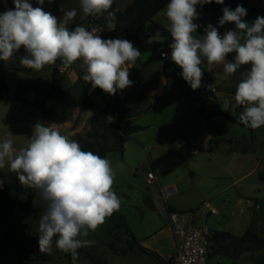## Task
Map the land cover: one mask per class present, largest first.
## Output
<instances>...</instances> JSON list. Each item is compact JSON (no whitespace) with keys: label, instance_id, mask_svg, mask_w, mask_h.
Masks as SVG:
<instances>
[{"label":"rangeland","instance_id":"obj_1","mask_svg":"<svg viewBox=\"0 0 264 264\" xmlns=\"http://www.w3.org/2000/svg\"><path fill=\"white\" fill-rule=\"evenodd\" d=\"M132 1L116 0L117 10L123 11ZM2 2L6 9L11 8L7 0ZM252 4L264 17V0H252ZM32 6L42 7L58 20L63 18L65 12L75 9L77 15L67 25L70 31L84 26L89 31H98L103 39L123 38V33L117 27L114 30L108 28V21L103 15H85L80 8V0H52V3L45 0L43 5L35 2ZM155 20L168 27L169 22L163 11L155 16ZM140 36L145 43L159 39L149 38L146 31ZM162 52H167L169 57L171 55L170 48L144 54L130 69L129 79L134 84L125 89L124 98L127 97L129 101L125 116L144 129L130 136L124 154L116 150L108 153L107 159L114 171L113 191L120 198V208L107 217L95 232L90 231L84 237L95 241L89 247H82L84 251L104 264H138L140 260L145 264L156 263L151 257L136 259L131 253H117L110 247L114 246L116 251L131 249L125 242L128 232L121 215L129 220L134 232L137 225L149 224L151 218L157 217L149 210L147 203L149 190H156L154 185L147 183L149 166H154L162 184L176 183L178 194L174 199L193 207L185 210V215L190 214V210L195 211L193 223L199 227L206 226L210 231H228L241 236L251 224L252 208L244 203L239 204L237 198L240 195L252 198L253 206L256 199L264 201V181L260 178L264 174V126L252 133L223 116L206 120L199 115L203 96L201 88L212 89L215 95L208 99L207 111L241 113L244 106L237 105L235 92L238 83L250 69L244 72L237 69L229 76L225 74L223 65L209 66L205 62L200 66L203 70L202 86L194 91L180 75L178 80L171 59H163ZM6 63V69L0 70V81L7 82L10 95L19 89L25 91L28 99L34 100V90L41 87L46 91L55 70L64 77V88L77 96L84 87L91 86L90 82L83 80L85 73L79 60L65 67L59 59L54 64L45 65L40 71L22 66L20 59L14 61L11 58ZM102 92L107 97L111 96ZM90 95L98 105L105 106L97 88L91 87ZM112 120L98 109H75L64 121L6 99L0 101V142L10 138L15 149L25 147L37 122L52 124L64 136L78 141L77 134L85 137L89 131L98 129L100 123ZM207 135L211 136L210 139ZM199 138L204 139L201 144L205 146L201 149L198 146ZM195 148L200 149L198 154H194ZM236 149L248 150V154H236ZM256 160H261L262 164L251 173L252 162ZM0 171L8 175L12 173L7 167ZM4 182V199H10L13 191L9 186V176ZM206 201L218 209V216L208 214L205 218L200 217L202 212H208L203 206ZM44 210L38 194L28 210H21L18 203H14L12 214L15 218L0 222V264H66L71 259L70 253L55 247L54 237L50 254L55 259L39 261L38 257L46 254L39 250L37 232V223ZM260 214L264 219V204ZM260 254L245 253L236 260L212 256L208 261L209 264H255L254 260ZM86 262L93 264L89 260Z\"/></svg>","mask_w":264,"mask_h":264},{"label":"clouds","instance_id":"obj_2","mask_svg":"<svg viewBox=\"0 0 264 264\" xmlns=\"http://www.w3.org/2000/svg\"><path fill=\"white\" fill-rule=\"evenodd\" d=\"M14 8L0 12V61H10L21 48L24 67L40 71L58 59L65 67L81 61L83 80L92 89L100 88L109 95L133 86L130 69L136 66L141 52L126 39H103L95 29L67 25L77 11L72 9L59 19L42 7H33L29 0H12ZM224 0H170L163 10L173 42L171 55L162 52L182 71L178 73L191 87L202 86L201 64L223 65L226 75L234 74L242 65H250L247 76L236 88L235 101L244 106L239 120L246 127L264 126V17L249 23L247 9L238 4L233 10L222 8L218 26L234 24L223 34L209 24L203 35L197 5ZM43 5L45 0H36ZM52 3V0H48ZM113 0H80L85 15L107 14L108 28L116 27ZM235 53L233 60H227ZM12 139L0 142V169L7 167L16 174L20 184L36 191L44 204V213L37 223L40 252L51 253L55 247L70 253L73 262L78 249L95 243L84 239L120 208V198L113 191L114 171L110 160L82 149L80 143L62 135L52 124L37 122L28 144L19 150ZM0 179V189L4 186Z\"/></svg>","mask_w":264,"mask_h":264},{"label":"trees","instance_id":"obj_3","mask_svg":"<svg viewBox=\"0 0 264 264\" xmlns=\"http://www.w3.org/2000/svg\"><path fill=\"white\" fill-rule=\"evenodd\" d=\"M10 7L14 8L12 0H7ZM33 5L36 0H29ZM170 0H133L123 11L117 10L116 0H113L110 11L115 13L116 27L123 33V38L131 41L135 47L139 49L141 55L155 52L161 49L170 48L169 45L173 42L168 27L160 24L155 20V16L162 12ZM240 4L247 9V15L244 18L249 23L253 22L260 13L256 7L253 6L252 0H224V4L220 5L215 2L197 5L198 19L194 22L201 27L197 29V34L203 35L204 29L209 25L217 26L218 31L223 34L228 29L234 28V24H226L223 27L218 26V19L222 16V8L227 6L235 9ZM5 6L0 0V12L5 10ZM106 18L107 14H103ZM146 31L147 36L151 39L159 38L152 42H143L141 33ZM24 49L21 48L18 53H15L12 59L19 61L20 56L24 55ZM235 53L229 54L227 60H233ZM59 59L56 61L58 62ZM172 65L175 68V76L179 79L178 73L182 69L177 66L173 61ZM6 61H0V70L6 69ZM250 65H242L238 70L244 72L250 69ZM179 82V81H178ZM91 86L88 85L83 88L80 95H75L69 90L64 88V77L58 72L53 71L48 89L45 91L41 87H37L36 98L34 101L28 99L23 91L19 89L10 95V88L5 80L0 81V101L9 99L13 102H20L24 106L36 109L44 115H53L66 121L72 110L75 109H98L104 112L107 116L112 117L111 122L100 123L98 129L89 131L86 136L80 134L76 135L78 142L85 151H91L102 158H107L108 153L116 150L122 154L125 152V144L130 139V136L144 127L134 125L129 117L125 116L129 101L126 98L111 95L107 97L103 94L100 88H97L101 95L104 107L98 105L90 95ZM203 96L200 99V112L201 118L209 120L213 117L223 116L232 123L239 124L244 128L246 127L239 120L240 112L232 114L230 112L207 111L206 104L208 99L214 98L212 89L201 88ZM252 133L257 129L248 128ZM59 131V130H58ZM60 132V131H59ZM61 133V132H60ZM62 134V133H61ZM63 135V134H62ZM11 179L10 188L13 191V197L4 199V186L0 189V222L14 219L12 214V207L14 203H18L21 210H28L32 206L37 193L31 188H27L20 184L15 173L8 175L0 171V179L5 180L6 177ZM261 180L264 181V174L260 175ZM120 218L124 221L128 234L130 228L123 216ZM128 245L132 247V242L128 240ZM113 248V247H112ZM81 248L78 252H81ZM146 253L154 254L153 252L142 249ZM208 251L209 258L212 256H222L233 260L238 259L244 253H261L254 262L255 264H264V236L255 233L251 228H247L241 236L233 235L227 231H212L208 237ZM212 252V253H211ZM92 260L94 257L90 255ZM50 256L42 254L38 257L39 261L47 260ZM163 263V262H162ZM168 264V263H166Z\"/></svg>","mask_w":264,"mask_h":264},{"label":"crops","instance_id":"obj_4","mask_svg":"<svg viewBox=\"0 0 264 264\" xmlns=\"http://www.w3.org/2000/svg\"><path fill=\"white\" fill-rule=\"evenodd\" d=\"M34 100L31 99V101H34ZM207 136L210 139L211 136L210 135H207ZM192 146L193 145H189V147H192ZM204 146L205 145H201L199 148L201 149ZM199 148L197 150L195 148L194 154L199 153L200 151ZM235 151H236V154H241V155L248 154L247 153L248 150L242 151V150L236 149ZM252 163H253L252 169L250 171L251 173L256 171L258 167H260L262 164L261 160H256L255 162H252ZM149 168L150 170L148 171V174L156 173L155 175L157 176V180L154 184H152L155 186V189H156L155 192H152L149 190L150 194L147 196V203L150 208L149 210H151L154 213V216H157V217H154V219L151 218L150 220L151 222H149V224L140 225V226L137 225L138 226L136 227L137 230L136 232H134V229H132L133 227L131 226V224H129L130 223L129 220H127V218L123 216L126 219V222L130 228V233L127 234L125 238V242L128 243V240L132 242L131 252H128L127 249L123 251H116L115 250L116 248L114 246L111 245L110 247L111 248L113 247L112 248L113 251L117 253L119 252L126 253V254L131 253L132 255H134V257H136V259H140V258H143V256H145V257L153 258L156 261L155 264H166V263L171 264V261L173 257L175 256V254L177 253L178 246L180 244V239L176 237L174 233V228H173V224L171 221V213L179 214L178 219L180 221H187V220H191L190 214L195 213V211L190 210L191 213L185 215L184 211L187 209L188 210L192 209L193 207L185 206L182 202H178L176 199H174V196L178 194L176 183L173 181L168 184H162L160 176L157 174L156 170L154 169V166H149ZM162 185H165V187H163ZM171 199L172 201H170ZM252 200H253L252 198H247V196H244V195H240L237 198V202L239 204L244 203L246 207L252 208V221L248 228H251L257 234L264 236V219L262 217V214H260L264 201L262 200L259 201L258 199H256V202L254 203V206H253ZM229 202L231 203V201ZM211 207L217 211L216 214L210 213V210L207 209L208 212L206 211L202 212L200 217L205 218L208 214L218 216L219 214L218 209L214 208L213 206ZM244 214H245V211H244ZM195 216H196V213H195ZM144 218H145V215H143V219ZM139 224H142V223H139ZM212 231H217V230H212ZM261 232L263 233L260 234ZM81 249H82L81 252H78L79 256H78L77 261L73 262L72 256H71V259L69 261L67 260L66 264H88L86 260H89L92 262V258L90 257L91 254L86 253L83 248ZM142 249H147L153 252L154 254L146 253ZM215 257H218V256H215ZM219 257H222V256H219ZM140 261L141 262L138 264H145V262H142V260Z\"/></svg>","mask_w":264,"mask_h":264},{"label":"built area","instance_id":"obj_5","mask_svg":"<svg viewBox=\"0 0 264 264\" xmlns=\"http://www.w3.org/2000/svg\"><path fill=\"white\" fill-rule=\"evenodd\" d=\"M99 35L98 31H95ZM117 96L124 98L126 96L125 90H117ZM204 141L199 138L200 144ZM157 176L150 173L147 176V183L152 185L156 182ZM203 206L210 210V213L216 214V210L211 207L210 202H205ZM191 220L180 221L179 214L171 213V221L174 228L176 237L180 239L177 253L173 257L171 264H209V251H208V237L211 231L208 227L196 226L194 222L195 213H191ZM204 239V243L202 240Z\"/></svg>","mask_w":264,"mask_h":264},{"label":"flooded vegetation","instance_id":"obj_6","mask_svg":"<svg viewBox=\"0 0 264 264\" xmlns=\"http://www.w3.org/2000/svg\"><path fill=\"white\" fill-rule=\"evenodd\" d=\"M46 254H48V255L50 256V258L47 259V260H43V261H45V262H49L50 260H53V259H54V255L49 254V253H46ZM92 263H93V264H104L103 262L98 261V260L95 259V258H94V260H92Z\"/></svg>","mask_w":264,"mask_h":264},{"label":"water","instance_id":"obj_7","mask_svg":"<svg viewBox=\"0 0 264 264\" xmlns=\"http://www.w3.org/2000/svg\"><path fill=\"white\" fill-rule=\"evenodd\" d=\"M128 252H131V249L129 248ZM86 255V254H85ZM87 256V255H86Z\"/></svg>","mask_w":264,"mask_h":264}]
</instances>
